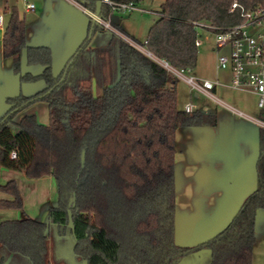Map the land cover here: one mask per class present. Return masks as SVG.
<instances>
[{"label": "trees", "instance_id": "16d2710c", "mask_svg": "<svg viewBox=\"0 0 264 264\" xmlns=\"http://www.w3.org/2000/svg\"><path fill=\"white\" fill-rule=\"evenodd\" d=\"M73 1L96 13L98 0ZM115 1L138 5L145 0ZM161 1L144 47L180 71L197 66L195 23L239 24L240 16L230 13L235 2L248 10L264 8V0ZM6 14L4 58L13 60L22 84L44 81L45 86L32 95L6 98L0 170L24 173L30 180L52 177L58 204L49 208L48 222L26 216L0 223V264L19 258L50 264L53 230L57 237H74L73 252L85 264H182L201 254L206 258L201 264H253L257 217L264 211V128L259 130L256 191L221 233L197 246H178L176 134L181 128L214 127L216 116L180 109L173 74L137 49L131 42L142 44L119 26L112 24L116 32L106 48L88 49L97 32L107 31L90 19L87 36L55 76L51 49L27 44L26 22L16 6ZM110 15L103 4L100 17ZM24 62L41 72H24ZM37 102L48 104L49 124L39 123L34 114L16 121ZM0 192L13 197L0 200V210H23L16 180L3 184L0 179Z\"/></svg>", "mask_w": 264, "mask_h": 264}, {"label": "crops", "instance_id": "0c3cea01", "mask_svg": "<svg viewBox=\"0 0 264 264\" xmlns=\"http://www.w3.org/2000/svg\"><path fill=\"white\" fill-rule=\"evenodd\" d=\"M48 2H50L52 6H54L53 4H58V2H67L71 5L70 7L82 9L77 6L75 4L76 2L73 0H48ZM13 6L18 8L21 17L26 22V18L22 15L19 5L12 4L10 0H0V16H3L4 20L3 25L0 26V118L5 114L7 109L5 103L6 98L14 97L7 93V88H9V85H7V74L8 72L10 73L11 64L9 59L4 58L3 54V39L5 27L7 25L4 17L5 10L6 8ZM35 6V11H28L25 9V13H35L38 23H40V21L48 20V26L55 29L53 19L45 15V13L41 12L38 14L37 5L35 4ZM82 10L89 19L92 18L89 11L85 9ZM110 21L111 24L119 26L128 36L134 38L124 29L121 22H114L112 17ZM89 23L90 20L87 25V32ZM26 27V40L29 46H46L51 49L53 54V70L55 74V46H57L58 51H68V43L65 44L68 41L63 39V35L56 36L55 34L53 36L58 41L57 43H54L52 38H45L44 35L32 38L29 36L27 24ZM106 32H97L92 40L97 38L99 34ZM111 37L112 34L110 32V40ZM78 38V36L74 38V44H78V46L72 51L69 50L70 55L66 63L77 52L79 45L85 39L84 38L78 43V40H80ZM92 40L88 49H103L110 43L109 41L108 45L103 48H94ZM212 51H214V48ZM214 56L215 79L205 80L215 83L218 82L212 92L213 96L217 98V101L210 99L203 93H199L206 97V99L208 98L212 104H209V102L206 101L202 110L199 109L198 105L194 106L196 107L195 110L202 113L214 114L217 119V125L214 127L181 128L176 134L177 153L175 165L177 190L175 239L176 244L181 247L197 246L198 244L212 239L214 236L225 230L238 213L241 205L257 189L256 166L260 154V127L240 117L231 109L233 108L237 111L244 112L247 115L256 117L260 114L257 108V96L250 91L233 89L230 86L232 79L231 72L229 70H218L216 53ZM201 60L202 55L198 57V65H200ZM63 69L64 68L61 69L58 75L62 73ZM191 73H196L198 78V70L191 71ZM58 75L55 74V76ZM198 79L204 80L201 78ZM195 93V97L198 98V92ZM40 122L45 123L44 119ZM12 172L14 171H10L9 173ZM9 173H6L5 175L8 178H12V174ZM20 174L25 176L24 173ZM52 181V177L33 180L27 185L28 190L26 194L22 192L20 187L23 198V208L28 210L27 205L31 206L28 213H24L22 218L26 216L37 217L40 213L42 214L43 211L49 214V208L57 206L58 193H55L53 190ZM12 199V196L0 192V200ZM262 213H264V211H260L257 217V247L259 245L258 243L262 240V237L259 236L258 232L259 218ZM16 216L17 214L14 212L0 210V223L4 221L18 220V217ZM254 261L255 257L253 264H255ZM260 264H263V261Z\"/></svg>", "mask_w": 264, "mask_h": 264}, {"label": "rangeland", "instance_id": "374dc122", "mask_svg": "<svg viewBox=\"0 0 264 264\" xmlns=\"http://www.w3.org/2000/svg\"><path fill=\"white\" fill-rule=\"evenodd\" d=\"M12 4L19 5L22 15L26 18V24L28 25L29 30V36L32 38H36L39 35H44V37L47 39L52 38V41L54 43H57L58 41L53 36L54 34L57 35H63V39L67 40L65 44L68 43V51L63 50L58 51L57 46H55V62L54 67L56 68L55 74L58 75L62 68H64V65L66 61L69 58V50H74L77 48L78 44H74L75 37H79L78 40L80 43L87 35V25L88 21L90 20L89 17L83 12L82 9H85L80 4L75 3L77 6L81 7L74 8L70 7L71 5L69 3H60L53 4L52 6L48 0H32L37 5V13H45V15L51 17L54 21L55 29L48 26V20L40 21L38 23V19L35 15V13H25L26 4L24 0H10ZM63 4V5H62ZM69 4V5H68ZM162 4L161 0H145L144 2L138 4V8L142 9L143 12H133V13H114L112 16V19L114 22H121L124 29L134 37V39L138 40L144 47V44L146 42L148 32L151 28V26L155 23V21L158 19V12L160 11V6ZM87 10V9H85ZM89 11V10H87ZM90 12V11H89ZM91 16L94 14L92 12L89 13ZM6 23L9 20V16L6 14L5 16ZM93 18V16H92ZM91 18V19H92ZM110 19V18H109ZM113 27V26H112ZM114 28V27H113ZM110 32L112 30L107 29L106 33H101L97 38H94L92 40L93 47L94 48H103L106 45H108L110 41ZM118 33V32H117ZM119 34V33H118ZM122 35V34H121ZM45 41V40H43ZM70 42V43H69ZM146 49V47H144ZM213 49V35H210L208 33H203L202 36V45L198 47V57L202 55V60L200 65L197 64V66L192 70L196 71L198 70V78L201 79H215V51H212ZM217 55V53H216ZM217 59V56H216ZM25 61V57L23 58ZM10 62V73L7 74V85H9L7 88L8 95L15 96L19 95L20 93H23L25 95H32L36 93L37 91L44 88L45 83L44 81H37L33 83H21L20 79L17 75H15L13 71V60L9 59ZM26 63L24 62V72H32L34 74H39L41 72V68L38 66H26ZM180 73V74H179ZM179 73H172L175 77L176 81V91L178 95V106L180 109H184V106L186 103H190L192 105H198L199 109L202 110L204 107V103L209 102V104H212L211 101L206 97H204L202 94L198 95V98L195 97V92L192 91L190 86L187 84L185 77L188 76H194L197 78L196 73H187V72H181ZM181 74L183 76H181ZM168 88H172V85L169 83ZM96 90V87H95ZM26 114H36L37 119L39 123L41 124H49V108L48 104L45 102H37L33 105L27 107L25 110H23L18 116L17 121H20V119L26 115ZM44 119L45 123H42L40 121ZM2 172V173H1ZM9 170L2 169L0 171L1 175V182L4 184L9 180H16L21 190L24 194L27 193V185L32 182L33 180L28 179L24 175H21L19 172H12L9 173ZM9 173L12 174V178H8L5 174ZM53 190L55 193H58L57 190V184L56 181L53 179ZM56 184V187H55ZM52 190V191H53ZM56 201V200H55ZM28 210L31 208L30 205H27ZM28 210L23 208V210L19 209H8L10 212H14L17 214L16 217L18 219H21L24 216V213H28ZM34 217V216H32ZM36 219H39L43 222L49 221V214L43 213L37 217H34ZM54 231V230H53ZM50 231V238H49V261L50 264H85V262L76 256L73 252V248L75 245V239L73 236L68 237H57L55 236L54 232ZM258 232L259 236L262 237L261 242H259L258 247L257 244L254 249V257H255V264H260L263 261L264 264V213L259 218V224H258ZM19 260V261H18ZM206 258L204 255H196V257L191 262H184L182 264H201L205 263ZM13 264H29L27 259L19 258L12 262Z\"/></svg>", "mask_w": 264, "mask_h": 264}, {"label": "built area", "instance_id": "2783aa9c", "mask_svg": "<svg viewBox=\"0 0 264 264\" xmlns=\"http://www.w3.org/2000/svg\"><path fill=\"white\" fill-rule=\"evenodd\" d=\"M24 1L28 11H35L36 6L31 0ZM103 4L111 11L110 19L104 20L95 14L92 15L93 19L104 26L105 29L112 30L113 32H116V30L112 27L110 20L114 13L143 12L135 2L103 0ZM230 13H237L241 18V22L231 27H217L203 22L195 23L198 30L196 46L200 47L202 45L204 32L213 35V48L217 53V69L229 70L231 72L232 79L230 86L233 89L250 91L257 96V108L260 114L254 117L233 108L231 109L240 117L260 128H264V8L248 10L235 2L231 7ZM3 22V16H0V26L3 25ZM131 43L149 57L154 58L142 45ZM155 60L170 73H179L180 71L171 67L165 61ZM181 72L191 73L190 70H182ZM181 76L183 75L181 74ZM185 79L192 91L203 93L210 99L217 101L212 92L218 82L200 80L194 76H188ZM195 109L196 107L192 104L184 106V110L187 113H192ZM12 157H16L15 153L12 154Z\"/></svg>", "mask_w": 264, "mask_h": 264}, {"label": "water", "instance_id": "95a60500", "mask_svg": "<svg viewBox=\"0 0 264 264\" xmlns=\"http://www.w3.org/2000/svg\"><path fill=\"white\" fill-rule=\"evenodd\" d=\"M102 8H103V0H98V2H97V8H96V13H95V15H96L97 17H100V16H101ZM96 23H97V21H96L95 19H93V26H94ZM66 76H67V71L65 72L62 81L66 78ZM84 158H85V157H84V155H83L82 161H84Z\"/></svg>", "mask_w": 264, "mask_h": 264}]
</instances>
